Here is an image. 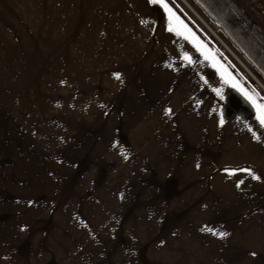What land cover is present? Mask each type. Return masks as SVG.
<instances>
[{
  "label": "rangeland",
  "instance_id": "1",
  "mask_svg": "<svg viewBox=\"0 0 264 264\" xmlns=\"http://www.w3.org/2000/svg\"><path fill=\"white\" fill-rule=\"evenodd\" d=\"M132 1L0 0V264H145L144 245L167 264L165 251L212 218L249 219L256 206L250 165L212 147V132L182 137L179 117L146 115L160 93L149 78L163 74L153 20L167 10ZM175 1L212 57V22ZM234 1L264 34L261 16ZM141 125L169 154L132 162L142 158L121 142Z\"/></svg>",
  "mask_w": 264,
  "mask_h": 264
},
{
  "label": "crops",
  "instance_id": "2",
  "mask_svg": "<svg viewBox=\"0 0 264 264\" xmlns=\"http://www.w3.org/2000/svg\"><path fill=\"white\" fill-rule=\"evenodd\" d=\"M188 1L191 5L199 7L194 1ZM198 1L201 2L199 9L205 18L209 19L203 10L212 16L211 22L215 28H212V31L216 33L218 30L222 37L217 33V38L246 61L257 75H264V67L258 65V59L249 46L251 38L260 44L264 43V34L258 29L260 27L255 21L247 17L234 0H211V6L207 0ZM170 2H174V5ZM170 2L163 0L171 14L169 11L161 12L159 21H155L157 18L153 20L152 33L157 40L152 45L155 46L156 53H160L155 57L159 65L155 66H160L163 74L155 78L157 70L153 69L149 78L148 82L152 84V88L160 93H152L145 99L146 105H158L146 115L151 118L166 117V110L170 109L171 115L180 118L181 127L173 130H185L187 133L182 137H199L196 133L199 128L205 133L204 139L208 136L207 132H212L210 139L215 136V139L211 140L212 147L218 145L232 149L231 152H225L226 155L237 158L240 164L250 165L248 169L259 179L255 180L256 206L250 205L249 211L252 212L249 219H243L242 216L238 219L212 218V221H208L207 226L203 227V231L199 227L202 235L177 241L176 248L171 247L168 252L165 251L169 260L167 264H264V125H261L258 119V116L264 113V97L251 91L254 89L243 71L245 65L242 66L228 51V55L234 60L226 57L225 48L213 33L212 57L205 55L206 44H209L199 31L200 25L193 22L186 14V9L177 1ZM161 8L165 9L162 6ZM235 17L240 25L235 20H227ZM254 17L258 16L255 14ZM199 20L202 22L201 17ZM243 32H247L249 38H245ZM156 80L159 81L154 83ZM261 85L264 87L263 83ZM156 100L160 101L159 104ZM145 125L131 128L121 142V145H124L123 152L126 153L127 149L128 153L136 152L137 156L142 158L133 159L132 162L136 164L152 163L154 156L163 157L162 152L169 154V150L164 148L168 145L161 143L160 136L153 139V135H150L152 129ZM166 128L169 133L173 131L170 127ZM175 139L174 136L173 140ZM115 149L117 151V146ZM237 210L240 209H234V213L238 212ZM220 232H226L228 235L220 238ZM141 247L145 264H159L157 261L160 259L153 255L146 245ZM162 263L164 264L163 261Z\"/></svg>",
  "mask_w": 264,
  "mask_h": 264
},
{
  "label": "trees",
  "instance_id": "3",
  "mask_svg": "<svg viewBox=\"0 0 264 264\" xmlns=\"http://www.w3.org/2000/svg\"><path fill=\"white\" fill-rule=\"evenodd\" d=\"M194 1V3L197 4V6L201 7V2H199L198 0H192ZM207 2L210 4V6L212 5V1L211 0H207ZM205 12V14L208 16V18L210 19V21H212V16L209 14V12L203 10ZM228 21H231V20H235L237 22V24L239 23L240 25V22L239 20L235 17V18H232V19H229L227 18ZM234 24V23H232ZM235 25V24H234ZM239 25H236V26H239ZM245 38H249L248 36V33L247 32H243ZM250 50L255 54V56L258 58V62H261L264 66V43L263 44H260L259 42L255 41L254 38H251L250 40ZM221 47V46H220ZM222 50H224L223 47H221ZM226 52V50H224ZM258 75L264 79V75H260L258 73Z\"/></svg>",
  "mask_w": 264,
  "mask_h": 264
},
{
  "label": "snow or ice",
  "instance_id": "4",
  "mask_svg": "<svg viewBox=\"0 0 264 264\" xmlns=\"http://www.w3.org/2000/svg\"><path fill=\"white\" fill-rule=\"evenodd\" d=\"M149 3H152V4H154V5H155V4H160V6L164 7L165 10L169 11L170 14H171V10L168 9V6H167L166 4L163 3V0H149ZM170 30H171V29H170ZM114 75L116 76L117 79H119V73H115ZM221 98H222V97H221ZM166 112H167L168 114H170L171 110H170V109H169V110H166ZM258 119H259V121H260V124H261V125H264V113H261V114L258 116ZM221 123H223V121H221ZM244 171H246V172L251 176L252 179H254V180L259 179V177L256 176V175L253 173V171H252L251 169H245ZM236 186L239 187L240 184H237ZM212 234H213V235H217V233H212ZM218 235H219L220 238H224L225 236L228 235V233H226V232H220ZM253 255H255V253H253Z\"/></svg>",
  "mask_w": 264,
  "mask_h": 264
},
{
  "label": "water",
  "instance_id": "5",
  "mask_svg": "<svg viewBox=\"0 0 264 264\" xmlns=\"http://www.w3.org/2000/svg\"><path fill=\"white\" fill-rule=\"evenodd\" d=\"M184 1L186 7H188L191 12H193L199 19V15L195 12V10L192 7H189L190 5L186 2V0H181ZM214 36L216 37L217 41L219 43H221V45L242 65L244 66L245 64L238 58V56L236 54H234V52L223 42H221V40L219 38H217V35L214 34ZM246 72L251 76V78H253V80L262 88V90H264V87L261 85V83L259 82V80L257 78H255L256 76L250 72V70H248L245 66H244Z\"/></svg>",
  "mask_w": 264,
  "mask_h": 264
},
{
  "label": "built area",
  "instance_id": "6",
  "mask_svg": "<svg viewBox=\"0 0 264 264\" xmlns=\"http://www.w3.org/2000/svg\"><path fill=\"white\" fill-rule=\"evenodd\" d=\"M253 10L261 16L264 24V0H246Z\"/></svg>",
  "mask_w": 264,
  "mask_h": 264
},
{
  "label": "bare ground",
  "instance_id": "7",
  "mask_svg": "<svg viewBox=\"0 0 264 264\" xmlns=\"http://www.w3.org/2000/svg\"><path fill=\"white\" fill-rule=\"evenodd\" d=\"M182 2H184V1H182ZM186 2H187V1H186ZM184 4H185V3H184ZM188 4H189V3H188ZM189 5H190V4H189ZM190 6H191V5H190ZM190 6H189V7H190Z\"/></svg>",
  "mask_w": 264,
  "mask_h": 264
}]
</instances>
